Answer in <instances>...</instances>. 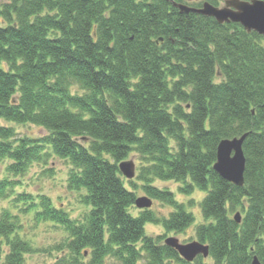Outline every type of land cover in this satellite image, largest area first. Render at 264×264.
<instances>
[{
	"label": "trees",
	"instance_id": "1",
	"mask_svg": "<svg viewBox=\"0 0 264 264\" xmlns=\"http://www.w3.org/2000/svg\"><path fill=\"white\" fill-rule=\"evenodd\" d=\"M0 119L47 131L15 139L13 128L0 124L8 174L49 156L67 160V188L90 208L79 223L44 194H15L20 212L66 231L52 264H103L106 257L138 264L141 252L149 264H206L201 256L182 260L164 245L165 235H146V224L181 233L194 223L171 191L149 185L153 179L205 193L199 205L207 223L195 234L213 264H249L253 256L264 264V36L164 0H3ZM245 132L244 184L235 186L213 170L215 151L220 140ZM132 152L148 163L139 176L144 192L173 208L163 220L147 209L129 211L136 196L118 164ZM17 184L0 178V200ZM18 225L4 209L3 264H24L32 251Z\"/></svg>",
	"mask_w": 264,
	"mask_h": 264
},
{
	"label": "rangeland",
	"instance_id": "2",
	"mask_svg": "<svg viewBox=\"0 0 264 264\" xmlns=\"http://www.w3.org/2000/svg\"><path fill=\"white\" fill-rule=\"evenodd\" d=\"M2 1L3 0H0V2ZM183 1H185L188 6L195 7L193 5H201L203 0L190 2L187 0ZM71 91L72 93L81 92L76 86H73ZM0 124L12 127L15 131V139L24 137L38 139L47 134L45 129L30 123L18 124L0 119ZM84 146L88 147V144L85 143ZM104 157L107 158L106 155H104ZM127 159L132 160L134 163L135 175L131 180H126L122 177L124 187L127 190L132 191L136 198L140 196H148L143 190V186H146L147 184H145L142 179H139L141 168H147L148 163L145 160L142 161L141 156L135 152L130 153L126 160ZM9 163L10 161L7 159L0 162V178H14L18 184L14 186V193L10 198L0 200V216L4 209H7L10 215L16 214L17 223L19 224L16 231L19 234L18 237L26 241L32 250L30 253L24 254V264H52L59 255L56 248L67 238L66 231L59 224L50 221L37 222L33 219V214L28 212L23 213V211L20 212L19 210L21 209L16 208L15 202L13 201L15 194L22 192L32 195L44 194L51 199L52 204L55 207L64 209L71 218L79 223H81L86 217L90 208L81 204V199L79 197L80 192L67 188V177L72 168L67 160L55 156H49L45 161L43 160L40 163H33L23 174H19L16 177H13L6 172V166ZM147 177L150 178L149 175H147ZM179 184L174 181H160L158 179H153L150 181L149 185L154 186L159 190H169L173 192L175 200L184 203L186 211L193 214L194 223L181 233L165 232L160 223L146 224V235L151 237L161 235H165V237L176 236L183 243L198 240L195 234V227L200 223H207L203 221L199 205L204 193L196 190L191 194L181 193L179 188L182 184ZM149 210L153 213L154 217L160 221L167 218L173 208L164 202L152 199V205ZM129 211L134 216L138 215L140 212L136 207L131 208ZM236 211H239L241 214L240 210ZM234 213L235 212H233V214ZM0 241L2 242V244H0L2 253L5 254L7 251L5 242H3L5 240L0 238ZM139 246L140 244L137 245V247ZM2 253L0 254V264H3L4 255H2ZM141 255L142 257L138 264H149L145 258V253L141 252ZM87 260L88 258L85 259V262ZM203 260L206 264H213L210 257L204 258ZM103 264H118V261L114 258L106 257ZM163 264L176 263L173 260H165Z\"/></svg>",
	"mask_w": 264,
	"mask_h": 264
},
{
	"label": "water",
	"instance_id": "3",
	"mask_svg": "<svg viewBox=\"0 0 264 264\" xmlns=\"http://www.w3.org/2000/svg\"><path fill=\"white\" fill-rule=\"evenodd\" d=\"M179 10V12H192L206 17H213L219 24L237 22L249 33L256 32L264 36V1L263 0H223L218 6L209 2H202L199 8L187 6L175 0H164ZM247 132L239 137L225 138L219 141L216 147V161L214 171L226 181L236 186L244 184L245 157L242 151V143ZM122 174L131 179L134 176V164L131 160L119 163ZM152 201L146 197H138L135 205L138 208H148ZM236 222H240V213L234 214ZM166 246L174 249L178 255L187 262H191L198 254L203 257L208 255V245L199 241L181 243L176 237H167L164 240ZM249 264H261L256 256L252 257Z\"/></svg>",
	"mask_w": 264,
	"mask_h": 264
},
{
	"label": "bare ground",
	"instance_id": "4",
	"mask_svg": "<svg viewBox=\"0 0 264 264\" xmlns=\"http://www.w3.org/2000/svg\"><path fill=\"white\" fill-rule=\"evenodd\" d=\"M189 1H192V0H189ZM205 1H207V2H209L208 0H205ZM217 3L216 4H212V3H210L211 5H213V6H218L219 4H221L222 2H223V0H218V1H216ZM179 3H183V2H179ZM184 4V3H183ZM192 13V12H191ZM235 23H237V22H235ZM239 24V23H238ZM240 25V24H239ZM241 26V25H240ZM242 27V26H241ZM243 28V27H242ZM243 30H244V28H243Z\"/></svg>",
	"mask_w": 264,
	"mask_h": 264
}]
</instances>
